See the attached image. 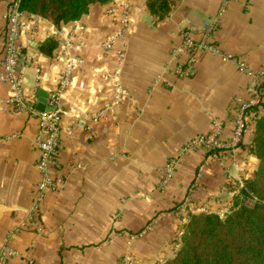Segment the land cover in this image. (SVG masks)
<instances>
[{"label":"crops","instance_id":"obj_1","mask_svg":"<svg viewBox=\"0 0 264 264\" xmlns=\"http://www.w3.org/2000/svg\"><path fill=\"white\" fill-rule=\"evenodd\" d=\"M125 1V0H119ZM132 23L116 50L124 54L119 74L126 94L115 101L113 88L97 70L115 71L114 57L103 42L115 30L106 11L94 5L80 20L58 28L28 14L24 33L26 60L18 65L26 100L40 111L60 82L63 60L42 53L46 40L59 44L71 35L73 55L81 64L62 90L58 166L53 177L65 183L50 191L26 227L12 237L17 252L7 264H162L173 258L176 238L191 214H228L244 180L257 170L250 151L256 112L235 151L212 159L202 148L182 153L195 137L209 133L213 120L230 141L240 106L249 100L252 77L225 62L227 54L264 72V0H173L170 16L156 22L146 0H128ZM7 5L0 0L1 34ZM213 27L210 43L219 53L197 52L194 75L180 77L186 54L182 31L200 41ZM3 69L0 65V76ZM264 87V79L261 80ZM10 87L0 80V250L9 234L32 210L40 172L37 145L40 120L16 111ZM102 112L94 129L91 118ZM264 113L263 105L258 108ZM177 160L176 168L166 167Z\"/></svg>","mask_w":264,"mask_h":264},{"label":"built area","instance_id":"obj_2","mask_svg":"<svg viewBox=\"0 0 264 264\" xmlns=\"http://www.w3.org/2000/svg\"><path fill=\"white\" fill-rule=\"evenodd\" d=\"M7 5V25L1 34L3 41V54L0 65L3 73L0 80L7 83L10 87L11 96L9 103L15 107L18 112H25L29 116L37 117L40 120V128L38 131L37 145L40 150V157L37 163L40 172V183L38 196L33 205L32 210L23 218L21 223L9 234L6 243L0 250V264H7L12 258L17 256V252L11 247L12 237L20 230H23L27 222L31 220L35 223L34 214L39 210L40 204L50 191L57 190L65 183L63 176L53 177L52 172L58 166L59 149H60V125L63 119L64 110L60 103V95L62 90L70 83L72 72L79 67L81 60L73 55L74 43L71 35H65L60 32L62 39L59 40L58 48L55 52V58L63 60L64 66L60 75L58 88L52 92L47 100L49 111H39L35 105L30 104L25 97L24 84L22 78L18 74V65L26 60L24 54L25 44L23 42L24 33L28 30L35 32L36 26L29 29L27 23V15L21 10L22 0H5ZM111 6L106 13L111 17L115 25V30L106 38L102 44V48L110 53L115 60V71L97 70L102 79L107 82L115 94V101L119 102L126 94L124 88L120 84L119 74L121 66L124 62V54L120 50H116V45L124 40L127 31L132 23L131 5L128 0L119 1L112 0ZM229 0H225L227 4ZM31 15V14H30ZM213 27L209 25L204 33V37L200 41L191 39L189 32L184 29L182 31L183 41L180 51L186 54V61L177 73L180 77L190 78L194 75V66L197 61V52L207 50L219 53L218 47L214 43H210L209 39L212 35ZM221 58L225 62H234L238 65V70L252 77L249 86L250 98L243 102L240 106L238 115L235 119V133L230 141H223L219 135L224 127V123L220 120H213L212 130L209 133L201 134L190 140L183 148L182 153H187L194 148H202L208 153L212 159H218L225 150L235 151L242 142V135L247 129L249 112L255 107L263 105L264 87L261 82L264 79V72L252 71L249 66L235 58L234 56L220 53ZM102 112L91 118L88 129L92 131L94 125L102 118ZM177 165V160L168 163L166 170L171 173ZM226 214H221L225 217ZM30 264H33L30 261ZM125 264H134V262L126 257Z\"/></svg>","mask_w":264,"mask_h":264},{"label":"trees","instance_id":"obj_3","mask_svg":"<svg viewBox=\"0 0 264 264\" xmlns=\"http://www.w3.org/2000/svg\"><path fill=\"white\" fill-rule=\"evenodd\" d=\"M112 0H22L21 10L50 21L60 28L80 20L94 5ZM173 0H146V10L156 22L166 20ZM58 42L46 40L41 51L52 55ZM255 111V130L250 151L258 159L251 179L244 180L225 217L212 212L188 216L175 256L162 264H264V113ZM249 112V113H250Z\"/></svg>","mask_w":264,"mask_h":264},{"label":"water","instance_id":"obj_4","mask_svg":"<svg viewBox=\"0 0 264 264\" xmlns=\"http://www.w3.org/2000/svg\"><path fill=\"white\" fill-rule=\"evenodd\" d=\"M41 106L39 107L40 108V111L42 112H46V111H49L50 109L47 107V101L45 100H41Z\"/></svg>","mask_w":264,"mask_h":264},{"label":"rangeland","instance_id":"obj_5","mask_svg":"<svg viewBox=\"0 0 264 264\" xmlns=\"http://www.w3.org/2000/svg\"><path fill=\"white\" fill-rule=\"evenodd\" d=\"M186 222H187V220H186ZM181 235H182V228H181V230H180V232H179V234H178V236L176 238V242H175V249H176V251H178V249H179V244H178L179 242L178 241H179ZM134 264H136V263H134Z\"/></svg>","mask_w":264,"mask_h":264}]
</instances>
